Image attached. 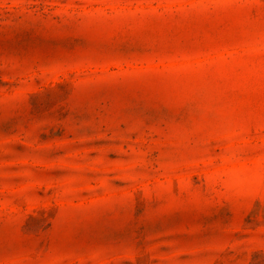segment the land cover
Returning a JSON list of instances; mask_svg holds the SVG:
<instances>
[{
    "label": "rangeland",
    "instance_id": "374dc122",
    "mask_svg": "<svg viewBox=\"0 0 264 264\" xmlns=\"http://www.w3.org/2000/svg\"><path fill=\"white\" fill-rule=\"evenodd\" d=\"M0 264H264V0H0Z\"/></svg>",
    "mask_w": 264,
    "mask_h": 264
}]
</instances>
